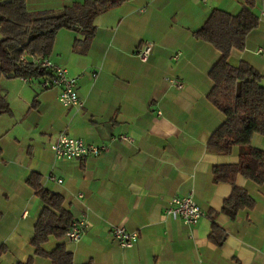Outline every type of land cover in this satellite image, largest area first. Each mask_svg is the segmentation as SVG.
<instances>
[{
  "label": "crops",
  "instance_id": "1",
  "mask_svg": "<svg viewBox=\"0 0 264 264\" xmlns=\"http://www.w3.org/2000/svg\"><path fill=\"white\" fill-rule=\"evenodd\" d=\"M121 1L96 17L86 54L74 50L78 32L57 33L48 60L81 76L82 108L64 107L60 90L43 89L40 80L1 81L10 111L0 114V264H25L34 256L44 206L27 183L33 173L42 187L63 196L74 221L86 214L80 241L52 238L44 245L52 251L64 244L74 264H264V185L238 176L236 186L256 206L234 219L222 211L234 187L214 183L213 169L238 164L240 148L230 155L207 148L226 119L208 99L209 72L222 53L193 35L213 11L236 15L246 0ZM253 1L259 27L244 50L232 51L231 62H246L264 77V0ZM84 2L27 0V8L59 12ZM147 42L154 50L144 63L136 52ZM63 133L107 149L84 161L59 160L51 146ZM258 137L252 145L259 149L261 141L264 150ZM189 195L207 213L195 226L165 215L172 198ZM214 224L227 233L222 247L210 240ZM115 226L138 233V242L122 247L112 235ZM34 264L53 263L36 257Z\"/></svg>",
  "mask_w": 264,
  "mask_h": 264
},
{
  "label": "trees",
  "instance_id": "2",
  "mask_svg": "<svg viewBox=\"0 0 264 264\" xmlns=\"http://www.w3.org/2000/svg\"><path fill=\"white\" fill-rule=\"evenodd\" d=\"M121 3V0H85L59 12L35 14L28 10L27 0L0 2V84L6 78L41 80L51 76L52 72L37 61L49 58L57 33L62 29L81 35L74 50L86 54L96 36V17ZM255 7L253 0H246V5L236 15L215 10L193 33L197 40L210 43L222 53L209 72L214 86L208 99L226 119L210 137L207 148L221 155H230L235 147L240 148L238 164L213 169L214 183H229L234 187L222 209L231 219L256 206V200L236 186L237 177L243 176L264 185V150L252 145L254 135L264 137V77L246 62L238 65L231 62L232 51L244 50L248 36L259 27ZM9 111V103L0 89V114ZM40 182L41 176L35 173L27 179L44 207L32 240L34 256L25 264H34L36 257L48 259L53 264H74L73 254L64 244L57 245L52 251L44 248L52 238L62 240L74 218L65 208L63 196L42 187ZM210 240L222 247L227 233L214 224Z\"/></svg>",
  "mask_w": 264,
  "mask_h": 264
},
{
  "label": "built area",
  "instance_id": "3",
  "mask_svg": "<svg viewBox=\"0 0 264 264\" xmlns=\"http://www.w3.org/2000/svg\"><path fill=\"white\" fill-rule=\"evenodd\" d=\"M200 1L205 3L208 0ZM153 50L154 44L147 42L137 50L136 55L142 62L146 63L150 60ZM37 63L52 72L51 76L40 80V85L43 89H59L61 92L60 102L64 107L82 108L85 105V101L79 96L78 92L81 76L70 75L66 69L54 65L48 59L38 60ZM170 82L178 89L183 88V84L175 79H171ZM123 139L129 140V138ZM106 149V146L88 145L84 141L73 138L65 133L60 134L57 141L51 146V150L59 160L84 161L92 156H100ZM48 178L51 181H56V178L53 176H49ZM57 182L61 183L62 180H57ZM165 215L173 220H181L186 225L195 226L207 216V213L197 204L193 196L189 195L187 197L172 198L168 203ZM87 228L86 214H83L80 219L73 222L71 228L66 232L65 238L70 242H78ZM112 235L124 248H132L139 240L138 233L129 232L122 226L113 227Z\"/></svg>",
  "mask_w": 264,
  "mask_h": 264
},
{
  "label": "rangeland",
  "instance_id": "4",
  "mask_svg": "<svg viewBox=\"0 0 264 264\" xmlns=\"http://www.w3.org/2000/svg\"><path fill=\"white\" fill-rule=\"evenodd\" d=\"M6 1H10V0H0V2H6ZM257 136H259L258 138H260V140L261 138H263V136L261 137V135L257 134ZM256 147H259V149H261V141H259L258 144H256Z\"/></svg>",
  "mask_w": 264,
  "mask_h": 264
}]
</instances>
